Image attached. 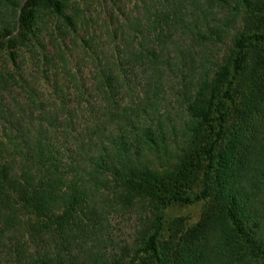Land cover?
Masks as SVG:
<instances>
[{
  "label": "trees",
  "instance_id": "16d2710c",
  "mask_svg": "<svg viewBox=\"0 0 264 264\" xmlns=\"http://www.w3.org/2000/svg\"><path fill=\"white\" fill-rule=\"evenodd\" d=\"M205 1L207 10L204 0H156L163 32L204 40V27L215 22L209 9L229 2ZM3 7L0 264H78L76 247L103 225L112 194L122 208L148 204L153 213L129 264H227L241 252L252 260L264 253L253 209L264 179V0H237L242 31L214 75L192 82L176 162L163 168L147 159L166 143L155 75L132 104L123 96L124 74L101 64L78 96L41 101L31 82L17 78L19 52L36 39L42 14L67 28L74 19L64 0L23 7L5 0ZM198 203L197 222L166 217L172 207ZM111 264L126 263L116 257Z\"/></svg>",
  "mask_w": 264,
  "mask_h": 264
},
{
  "label": "rangeland",
  "instance_id": "374dc122",
  "mask_svg": "<svg viewBox=\"0 0 264 264\" xmlns=\"http://www.w3.org/2000/svg\"><path fill=\"white\" fill-rule=\"evenodd\" d=\"M19 1L23 7L25 0ZM64 1L66 13L74 19L72 28L49 14H42L36 22V39L19 52L17 78L22 76V80L31 82L36 96L48 103L57 96H78L82 83L91 85L95 81L93 71L96 66L109 65L117 73L124 74L127 84L123 96L128 104H132L142 99L143 88L150 81L148 77L155 75L151 78L160 85V119L166 131V143L147 159L157 168L175 163L185 131V110L192 82L201 74L204 78L214 75L242 31V14L236 9L237 0L211 6L208 14L210 21H215L211 22L214 28L204 27V40L200 42L191 41L175 31L171 34L163 32L157 18L159 6L156 0ZM4 2L0 0V16L7 15ZM207 7L204 0V10ZM222 29L224 32L218 36ZM3 63L1 58L0 74ZM65 66L70 73H64ZM8 67L14 69L10 62ZM57 82L63 87L62 92L55 90ZM87 93L89 95V91ZM7 99L10 104L11 100ZM255 192L253 209L264 227V179L257 181ZM110 201L103 225L86 239L84 237L80 247H76L74 253L80 257L78 264H111L116 257H124L126 264L131 263L142 233L151 227L153 213L148 204L122 208L113 202V194ZM201 210V203L175 206L167 210L166 217H185L194 223L200 219ZM241 255L243 252L228 259L227 264H264V253L259 251L253 260L250 255L246 258Z\"/></svg>",
  "mask_w": 264,
  "mask_h": 264
}]
</instances>
